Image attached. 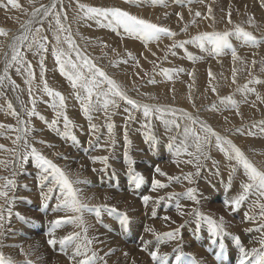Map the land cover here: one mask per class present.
<instances>
[{
	"label": "snow or ice",
	"instance_id": "1",
	"mask_svg": "<svg viewBox=\"0 0 264 264\" xmlns=\"http://www.w3.org/2000/svg\"><path fill=\"white\" fill-rule=\"evenodd\" d=\"M33 0H29L31 4ZM149 4L152 6L161 5L163 6L165 0H148ZM200 4H205L206 0H196ZM125 3L133 6H140L137 4V0H125ZM191 4L192 0H188ZM4 6H11L13 9H22V4L18 0H7V4ZM187 6V5H185ZM260 7L264 8V0H260ZM78 12L81 14V19L96 20L97 22L103 21L100 26L107 27L115 31L118 35L123 32L128 37L140 40L144 48L151 53V56L157 57V52L153 51L150 47L151 44H156L157 49L162 51L163 56L157 57V59L149 60L148 62L153 65V72L157 71L162 74L166 79L171 80L173 75H178L183 72V68H163L157 63V60L166 61L169 55H175V49L185 48L189 43L195 44L201 50H206L213 57H219L226 53V50L230 52L231 59L233 61L232 67V84H237V74L239 69L237 68V63L245 66L248 71V76L250 79L243 86L237 85L236 91L247 93H254L255 100L251 102L253 108L256 107L257 102L264 104V96L256 91L255 88L249 87L251 84H261L258 77L254 75V69L257 64L260 65V70L264 72V56L257 60L255 57L259 55L257 52L252 53V59L249 61L241 55H239L236 47L233 46L230 37H235L242 41L243 45H247L252 48H259L264 44V39H257L252 32L245 29L242 24L235 23L233 21L231 11L227 15V24L232 26L231 28H226L223 31L217 30L215 28L216 18L213 15V8L209 4L207 5V13H202L197 10L193 12L192 8H188L189 16L192 19L189 22L183 24L179 29V32L174 31L171 27L164 26L162 24L154 23L149 19L144 18L141 15L134 14L130 10L118 6H93L87 3H80L77 0ZM167 15V13H165ZM175 15L180 21H184V16L182 13L177 12ZM54 18L55 27L53 31V39L55 44L51 46V54L55 58L56 65L58 66L61 76H63L70 84L73 89L75 99L80 104V109L85 118L89 120V131L95 133L97 131V125L91 123L93 119L92 113L97 111H103L106 120H110L111 109L118 108L120 105L118 101L125 102L126 105L131 106L129 109L125 107V112H128L127 120L134 119L132 111H142L145 117L144 127L149 130L148 139L149 142L155 145V136L151 135V121L155 117L161 120L166 128L175 129L179 131V136L172 137L171 142L168 147L172 151V154L176 158L186 157L185 159L173 160V163L190 164L196 171L188 172L183 174V180H186L189 185L194 183V176L199 175L203 161L210 158L209 153L214 146L223 154L224 158L229 162V178L231 180L232 175L237 173L238 169L243 170V178L239 185V191L236 195L229 199L223 201V206L225 210L235 211L239 209L244 203L255 196L252 202L251 210L245 212L244 220L250 221L252 223H257L259 221V226L255 229H246V231H257L260 233L259 239L250 241V243H257L259 247L246 248L243 246L240 237H233L234 243L236 244L239 251V261L238 264H264V167H258L252 160L246 156L245 152L241 150L227 135H221L220 132L216 131L211 124L206 120L200 118L198 115L193 116L190 112L185 109H178L167 105H158L150 103H141L140 101L133 99L129 96L128 90L110 76L103 68L95 63L94 58L87 54L86 50H82L73 37L71 27L65 26L67 21V9L63 5V0H51V3L46 5L40 3L38 7H33L30 13V18L20 25L19 33L9 34L3 28H0V36L8 38V43H0V61L3 62L4 68L3 73L0 74V89L4 88L6 83L12 85V90L18 88L15 81L12 80L9 75V70L15 68L17 74L25 75V84L29 85L28 94L29 102L31 103V109L22 108L21 110L25 113L28 119L21 118L20 112L16 110L11 102H7L8 114L17 118V126L0 124V128L7 129L15 133V138L12 139V148H6L5 145L0 144V150L8 152L11 159H0V167L5 170L11 168L10 175L0 176V237L4 236L5 228V212H7V218L10 220L12 216V206L16 200L14 192L17 188V175L22 171V167L18 169V165L23 162L29 161L31 159L34 167L39 170V180L41 184L47 183L50 185L48 187V193H42V198L46 199L49 194L53 192L54 189H58L59 195L57 197L58 203L53 208V212H64L65 215L62 217H57L55 220L49 222V229L45 233L48 237L47 244L55 248L57 244L60 245V251L64 252L65 249L71 245L75 244L74 251L69 257L70 264H107L106 257L111 254V249L104 252L103 255L100 254L99 249L93 247L94 243H103V241H98L96 237L88 236V226L86 225L84 216L86 213H94L99 219L102 210H108L111 212H116L115 208H109L107 204H91L90 201L94 198L93 196H88L85 194L83 188L79 185H87L89 182L87 180H81L77 175L75 179L72 178V174L67 170V165L64 167L59 166L52 159L45 156L40 150H38L32 142L29 140V136L36 131L31 123L32 117H38L43 119L40 114L36 111V98L34 97V90L32 88L33 80L35 79V74L33 72V65L26 59L25 53L27 51H33L34 55H40V79L43 84L42 91L50 98L49 106L55 111L57 119H53L51 122H47L49 129L56 131L57 135L60 136L66 142H71L73 145L78 144L79 141L75 135L74 128L76 125L68 118L66 114V98L65 96L50 87L47 81L44 79V54L49 51V44L51 41L47 35H44L43 24L49 18ZM202 17L205 20L210 21L208 27L210 31H197L195 35H188L187 39H178L177 37L180 33H189V28L191 24H196L197 20L195 18ZM254 17L249 15L247 23L249 25L254 23ZM33 25H38L33 30ZM49 28L52 29L51 21H49ZM167 39L170 43L165 44L163 48L160 45L163 41ZM67 45L65 49L62 45ZM101 47L109 48L110 45L106 43H101ZM111 51L119 56L115 48ZM107 55V53H105ZM140 56L147 60V56L144 53H140ZM188 59L195 61L197 58L188 54ZM129 60L134 61L133 68L139 69L144 72V76H148V73L144 71L141 66L140 59L134 56L131 52H127V58H121L119 60L112 61L113 65L116 63L127 64ZM135 75L138 78L139 72ZM210 80L214 79L211 71L208 73ZM190 78H193L194 74L192 72L188 73ZM148 83L155 84L157 81L155 79H149ZM191 88V85H189ZM211 90L214 94L218 93L217 86L211 85ZM133 88H136L135 83H133ZM19 99V97H17ZM155 99V97H153ZM220 100L225 103L224 111H233L235 115L241 116L239 104L240 102L235 100L233 96L229 95L226 97H220ZM189 102L195 107L194 102H192V97L189 95ZM248 103L245 96L243 101ZM213 110L216 109V105L211 106ZM63 117V130L58 127V120ZM168 117V118H166ZM226 122L228 117H224ZM264 123V122H262ZM114 124L107 123V129L109 137L114 136L113 129ZM224 131L239 132L241 129L225 128ZM264 132V129H261ZM249 135H254V133L249 132ZM11 139V137H9ZM40 144H47L44 140L35 141ZM112 139V143H114ZM90 145L92 141H89ZM129 142L127 141V132H125V144L127 146ZM47 147H55L53 144H47ZM21 149H23L21 151ZM54 155L61 157L65 160L68 159L67 156L61 153H54ZM127 155V153H126ZM93 163L100 162L107 167V157H90ZM234 162V163H233ZM214 164L218 162L214 161ZM105 169H101L104 171ZM96 171V169H93ZM155 172L160 176H167L165 172L161 170L159 166L155 168ZM129 175L131 177V182L135 184L138 188L144 181V177L129 166ZM169 184L173 181L180 182L181 177L178 176H167ZM169 184L163 183L158 179H152V191L157 189H164L169 186ZM173 196H179L183 199L192 201L194 204L199 205L202 196L199 193V189L196 187H188L183 193H170L168 198ZM105 199H108L105 197ZM153 199L151 196L145 195L142 200L145 204L149 200ZM163 199V197L158 198ZM176 209L179 215L184 216L193 215L198 221V228L200 227V222L206 224L209 234L212 237L222 238L229 235L227 228L228 225L225 221L224 216H219L218 218L213 215H208L200 211L199 207L192 208L189 212L185 213V205L181 204L179 201L176 203ZM18 218L20 214H16ZM121 224L127 227L129 221L126 214H120ZM164 220H170L169 216H164ZM174 222V221H173ZM68 224H73L80 231H73L67 235L57 239L55 233L56 230L66 226ZM181 227L166 232V233H156L153 228L145 227V232H150L157 237V240H178L180 239ZM145 245L147 241H142ZM2 247V245H0ZM13 248L19 249V255L22 256L23 260H16L12 255H5L3 251H0V264H35V261L31 259L38 250L39 245H29L27 250L21 244L11 245ZM221 250L223 249V241L220 240ZM143 250V249H142ZM176 254L175 259L177 261L181 260V257L185 255L179 244L173 249ZM125 256L128 253H124ZM149 255L154 262V264H170L168 259V253H161L158 250H152ZM42 259V257L37 256V260ZM193 264H198L194 257H192Z\"/></svg>",
	"mask_w": 264,
	"mask_h": 264
},
{
	"label": "rangeland",
	"instance_id": "2",
	"mask_svg": "<svg viewBox=\"0 0 264 264\" xmlns=\"http://www.w3.org/2000/svg\"><path fill=\"white\" fill-rule=\"evenodd\" d=\"M122 1L125 4V0H122ZM171 1L174 2L175 0H171ZM186 1L188 3V0H185V2ZM222 1L224 3L226 0H222ZM250 1H253V0H250ZM18 2L22 4V9H13V8H11V6H4L7 4V0H0V28H3L6 31H8L10 35L13 33H17V34L19 33L20 25L30 18V13H31L32 8L34 6L38 7L40 3H44V4L48 5L51 3V0H33V2L31 4L29 3V0H18ZM79 2L80 3H87V4H90L93 6H118V7L125 8L119 0H79ZM168 2H169V0H165V3L163 6L158 4L156 6H152V8L154 10H165L166 4ZM193 4L196 5V7L200 6L198 4V2H196V0H194ZM63 5L67 9V17H68L67 21L65 22V26L71 27L73 37L77 41V43L79 44L80 48L82 50H87L86 51L87 54H89L92 58H94L95 63H97L98 66L103 68L110 76H112L114 79H116L122 85H124L125 88L128 90V94L131 98L136 99V100L140 101L141 103H150V104H158V105L163 104V105H167V106H172L174 108H178L179 106L182 109L186 108L185 110L190 112L193 116L198 115L200 118L206 120L209 124H211L213 126L211 121L209 119H207L206 116L203 115V111H202L203 106H200V105H202V103H200V102L198 103V101H197L199 99L198 97H200V96L195 95V93L197 91V89L195 87L192 89V86H191V88H190V90L192 89L191 91H193L192 93H190V95L192 94L191 97L195 95L194 97H192V102H194L195 107H193L192 103L189 102V98L186 99V101H184V102L178 101L177 100L178 94H176V93H170L167 96H160V94H158V93H156V94L153 93V91H154V90H152L153 87L150 86L151 85L150 83L147 84L150 77L153 76V74H154L153 65L151 63H149L148 61L154 60V59H157V57L163 56L164 53L162 51H160L158 49H153V50H156L157 57H153V56H151V53H148L147 54L148 55L147 60L144 59V57L139 56L141 66L144 69V71H146L148 73V76H144V72H141L138 69L135 71V73L139 72V76L142 77V78H138L135 75V73H133V71H131L133 69L134 61L132 62V65L130 64L131 67L129 68L130 70L128 69L129 72L119 74V72H118L119 67L120 66L126 67L125 63H116L115 65H113L112 61L119 60L121 58H127L126 49L128 50V48L125 47L124 45H122V44H124L123 41H122V44H120L121 46L118 45V48H117V46L115 48L117 53H119V56H117L113 52L110 53L111 50L109 48H103L102 49V47H101V49H102L101 51H98V52L95 51V46L96 47L99 46L100 41L102 40V37H97V36H99V34H103L105 32H106L105 34L109 33L107 27H106L107 29L103 31V27L100 26V24L104 23V22L103 21L97 22L96 20L81 19L80 18L81 14L78 12V8H77V0H63ZM177 5H175V6H177ZM186 5H187V7H191V4H189V3ZM204 6L205 5H203L202 8ZM211 6H213V5L211 4ZM177 8L178 9L181 8L180 9V12H181L184 9V5H182V4L178 5ZM195 10H197V8ZM183 15L186 16L187 14L184 13ZM262 16L259 17V20L254 17L255 18L254 23L251 25H249L247 22L242 24L245 27V29L252 32L253 35L257 37V39H264V26L260 22V18H261V20H264V14ZM191 18L192 17L184 18L185 19L184 22L183 21L179 22V20H178L179 29L183 26L184 23L189 22L191 20ZM231 18H233V21H234L235 19H237V16L232 15ZM220 19H222V23L224 21H226L225 26L228 25L226 17L225 18L221 17ZM196 20H199V21L196 24L190 25L188 34L182 33V35H179L177 38L178 39H187L189 34L195 35L197 31H205V30L210 31L211 30L208 27L210 21L204 20L202 18H197ZM49 21H51L52 29L49 28ZM199 22H200V24H199ZM202 23H205V24L203 25ZM93 24L95 27L92 28L90 32H92V33L94 32V33L93 34L88 33L87 32L88 28L92 27ZM215 25L218 26L217 23ZM37 26L38 25H33V30ZM54 27H55V21H54V18H52V17H50L49 20H46L43 24V28L45 30L43 34L47 35L49 37V40L51 41V43L49 44V51L44 54V79L47 81V83L50 87H52L56 91L61 92L65 96V98H66V109H65V111H66L68 118L76 125V127L74 128V132H75V135L77 136L79 143L73 145L70 141L66 142L60 136L57 135L55 130L49 129L48 124L46 123V121L51 122L53 119H57V117H56V114H55V111L53 110V108H51L49 106L50 98L46 94H44L42 91L43 84H42L41 79H40V72H41L40 59H41V56L40 55H34L33 52L35 50L27 51L25 53V55H26V59L29 62H31V64L33 65V72L35 74V79L33 80L32 88L34 90V97L36 98V101H37L36 111L40 114L41 117H43V119H40L38 117H32L31 118L32 126L34 127V129H36V131L33 132L29 136L30 142H32L33 145L38 150H40L49 159H52L59 166L64 167L65 165H67V170L72 174L73 179H75L76 176L78 175L81 180H87L89 182L87 185L81 184V185H79V187L83 188L84 191L87 187H90V188H87L88 191H85V194L88 196H92L91 190L94 187L95 188L98 187L100 189H105V190L109 191L110 193H113L114 189L112 186H114V188H115L116 185L118 186L119 184L122 187H126V184L129 185L130 175H129V168L128 167L130 165H131L132 169H136V171L134 170V172L140 173V174H142V176L143 175H150L151 181L153 178H155V179H158L161 182L166 183V184H169L167 176H178V177L182 178L183 174H186L188 172L195 173L196 169L190 164H183L182 169H179L181 166L174 167V168H172L174 170V172H172L173 170L168 171L167 167L164 168L165 166L163 165L162 162H165L167 157L171 156L173 154H171L172 151L169 152L170 154L166 153V150L164 147L165 142L163 140H160L161 142L163 141L162 142L163 146H161L160 143H158L159 135H161V137H164L160 133L161 130H159L161 124H164V123L161 120L156 119L155 117H153L152 121H151V124H152L151 135L155 136V145L152 146V148L154 147L153 153L157 152L159 157H154V155L152 156L149 152L150 148L146 149V147H145L143 149H140L139 151L136 150L137 145L138 146L143 145L142 140H144V139H142V138L144 136L148 139L149 130L144 127V124L146 121H145V117L143 116L142 111H132V115H133L134 119L126 121V117L128 116V112H125L124 109H125V107H128L130 109L131 106L126 105L125 102H123V101H118V103L120 105L118 108H114V109L110 110V112L112 113L110 115V120H106L103 111L93 112L92 113L93 119L91 120V123H94L97 125V131L95 133H92L89 131V120L87 118H84L85 116L81 112L80 104L75 99L73 89L71 88L69 82L63 76H61L59 69H58V66L56 65L55 58L51 54V46L53 44H55V40L53 39ZM231 27L232 26L228 25L225 28L217 29V30L223 31L224 29L231 28ZM82 29L85 30V32H82L83 31ZM99 30H100V33H99ZM95 31H98V32H95ZM101 32H103V33H101ZM178 32H179V30H178ZM105 34H103V35H105ZM110 35H111V33H110ZM105 36H107V35H105ZM112 37L116 38L117 36L115 35V37H114V35H113ZM99 39H101V40H99ZM103 40H102V43L105 42L106 44H108L109 42L110 43L111 42H113V43L117 42V44H118V42H119L118 40H120V38H117L116 40L115 39H111V40L103 39ZM106 40H108V41H106ZM135 40L136 39H133V38H130V39L126 38L124 42L133 44V42ZM0 43L7 44L8 38H6L4 36H0ZM110 43H109V45H110ZM168 43H170V41L164 40L162 44L165 45ZM189 44H191V43H189ZM136 45H138V44H136ZM164 45H160V47L163 48ZM62 46L65 49H67L66 44L62 45ZM111 46H112V44L110 45V48H111ZM90 47L93 49H91ZM235 47L239 53L246 46H243L242 42H241L239 45H236ZM263 48H264V44H262L259 48H257L256 52H259V51L261 52ZM142 49L143 50L145 49V48H143V45H142ZM142 49H141L140 53H145V55H146V53L148 51L147 50L143 51ZM183 49L186 50L184 52L185 54L189 53L188 47L185 46V48H183ZM176 50H177V56H176L177 63L180 62L179 64H177V67L180 68L183 66L184 63H182V65H181V61L178 58L179 54H180V50L178 48ZM93 52H94V54H93ZM252 52H254V51H252ZM252 52H251V54H252ZM105 53H109V54L105 55ZM124 54H125V56H123ZM222 57H223V55H222ZM222 57H220L221 59L218 58V60L219 61L222 60ZM213 60H215V59L208 60V54H207L205 56L198 57L197 61L194 64H206L207 68L219 67L213 63ZM222 61L224 64L225 63L224 57H223ZM171 62L172 61L170 60V61H168L167 64L165 63L164 65L165 66L171 65L170 64ZM157 63L160 65H163L162 64L163 61H161V60H157ZM186 64H184L183 67L187 66V68H190V70H189L190 72L192 71V73H193L196 70L195 65H193L191 67L190 64H188V63H186ZM258 65L255 67V69H254L255 71H260L259 70L260 65L259 66ZM208 66H210V67H208ZM3 68H4V64L2 61H0V74L3 73ZM185 68H183L184 71H185ZM189 71H188V73H189ZM259 73L264 75V72H262V71H260ZM121 74L125 75V77L123 79L120 78ZM9 75L11 76L12 80L15 81L16 85H18V88H16L15 90H12V85L6 83L5 87L0 89V124L12 125L13 127H16L17 126V118L8 114L7 102H11L13 104V106L16 108V110L18 112H20L21 118H23V119H28V117L25 115V113L21 109L22 108L31 109L32 105L29 102V94H28L29 85L25 84V82H24L26 79V76L21 75V74H17V72L15 71V68H12L9 70ZM160 75L161 74H159V76ZM178 77L182 78L181 76H178ZM161 78H165V77L162 76ZM161 78L159 77V79H161ZM188 78H190V77L188 76ZM249 78L250 77L248 76L245 78V80H248ZM166 81L168 83L170 80H168V79L164 80L165 84H166ZM239 82L240 81L237 80V84L233 87V89H236L237 85H241ZM133 83H135L136 88H133ZM157 83H158V81H157ZM188 83H190V84L193 83L195 86V84H197V81H194V79H193V80H190ZM213 83L219 84L216 80H214ZM220 84H221V82H220ZM224 88H225V86H224ZM224 88L222 85L217 86L218 91L220 90L219 91L220 93L218 92L217 94H214L212 92V90H206L205 92H203V94L206 92H209V95H204L202 97V99H207V100H204L203 103L207 102L206 103L207 105L210 103H215L216 100L219 98V96L224 97V96H227V95L229 96L230 94L231 95L233 94V92L226 93ZM156 90H158V89H156ZM230 91H231V89H230ZM159 93H162L160 91V89H159ZM157 94H158V96H157ZM17 97H19V99H17ZM153 97H155V99H153ZM173 97H176V98H173ZM241 97L243 98V96H241ZM210 98H211V101H210ZM253 98H255V97H253ZM195 99H197V100H195ZM193 100H195L198 104ZM176 106H178V107H176ZM250 106H251V104H250ZM263 106H264V104H261L260 109L258 108V110H257V108H256L253 111L250 110L249 111L250 115L247 113V116H245L246 115V113H245V115H242V118H241V116L240 117L238 116L240 119L237 120V118H238L237 117L235 122H231V121L235 120L234 116H232L231 118L228 117V121H230V122L225 121L224 127H223V135H227L228 138L233 141L232 133H230L231 131L226 133L224 131L225 128L229 127L228 129H233L235 127H240L239 129L243 130V129L247 128L248 126H250L254 122L258 123L261 120H264V111H263L264 107ZM239 108H240V112H241L242 111L241 109H243L244 106H242V107L239 106ZM262 111H263V113H262ZM228 113L231 114L232 112H230V111L227 112L226 115L229 116L230 114H228ZM252 113L253 114L255 113V114L253 115ZM233 114H235V112H233ZM79 116H82V117H79ZM257 118H258V120H257ZM109 122L113 123L115 126L113 129L114 136L112 138L109 137V133H108V129H107V123H109ZM230 123H235V124H230ZM58 127L61 130H63V117L59 118ZM213 128L216 129L215 126H213ZM125 132H127V141L129 142L127 144V146L125 144ZM168 132L171 133L172 136L180 134L179 131H177L175 129H169ZM243 136H244V134H242V135L240 134V139L243 138ZM9 137H11V139ZM14 138H15V133H13L7 129L0 128V144L5 145L6 148H12L13 145H12L11 141ZM112 139H114V141H115L114 143H112ZM38 140H44L47 142V144H53V145H55V147L49 148V147H47V144L36 143L35 141H38ZM90 140L92 141L91 145L89 143ZM238 140H239V137H238ZM121 143L124 144L122 147V152H118L117 150L120 149ZM123 148H124V151H123ZM22 150L23 149H21V151ZM252 150H255V149H252ZM99 151H100V153H98ZM54 153H61L65 156H67L68 159L65 160L61 157L54 155ZM126 153L128 156L125 155ZM251 153H252V151H251ZM211 154H213L212 151H211ZM91 156L92 157L93 156L107 157L108 160H107L106 169H105V165L103 163H100V162L93 163L91 161V159H88ZM124 156L125 157L127 156V157L125 158ZM86 157H88V158H86ZM115 158H118V159H115ZM248 158L250 160H252L254 163L257 162L255 157L249 156ZM0 159H11V156L8 152L0 150ZM205 161L206 160L203 161L199 175L194 176V183L193 184L189 185L186 180H183V178L180 180V182H175V181L171 182L167 188L160 189L159 195H160V197H163L162 200L159 199V200H161L160 202H157L158 197L153 202H149L150 208H152L155 205L154 207H156L157 211L161 210L164 208V207H162L164 204L163 202L168 203V201H166L168 198L167 197L168 194H170V193L179 194V193L185 192L188 187H197V183H199V179L201 181V176L205 174L203 172L204 167H205L204 166ZM147 162L150 163V165H148ZM91 163H93V164H91ZM157 166H159L160 168L162 166L161 170L163 172H165L167 174V176H160L158 173H156L154 168H156ZM257 166L261 167L258 164H257ZM20 167H22V171L16 177L17 188L14 192V195L16 196V200L12 206V216H11V219L9 220L7 218V212H5L6 220L4 222L5 223L4 236L0 237V242H1L0 245H2V247H0V251H3V252L5 251L6 253L4 252V254L8 255V253H9V255H12V256L14 255L13 252L16 253L13 257L18 261L23 260L24 258L19 255V249L13 248V247H11V245L21 244L25 248L29 245H39L40 246L42 244V241H44V243L47 244L48 237L45 235V233L48 231L49 226H50V225H48V223L52 220H55L57 217H62L65 215L64 212H53V208L58 203V199H57V197L59 195L58 189H54L53 192L51 194H49L46 199L42 198V193H48V187L50 185H48L47 183L41 184L39 178L37 177V176H39V170L34 167V164L32 163L31 159H29V161H27V162L21 161V163L18 165V169ZM93 169H96V171H93ZM101 169H105V170L101 171ZM143 170H145V171H143ZM10 172H11V168L5 170L3 167H0V176H8V175H10ZM143 177H145V176H143ZM212 177L215 178V176H212ZM207 180H209V179H207ZM145 182H146L145 185L148 187L149 181L146 180ZM0 183H2V181H0ZM181 183H183V184L181 185ZM150 186H152V182H151ZM134 187L136 188L135 184H134ZM207 188L209 189V191L206 194H208L209 198H207L205 201L208 202V204H210L211 206H213V204H215V203L218 205V203L220 201L219 199L222 197L221 192L217 189L216 186L214 187L213 185L208 186ZM134 191L135 190H132L131 192H132V195L135 199H133V201L130 203L133 206L137 207V214H136L137 217L133 216L132 213L128 210L127 203L119 205L118 204L119 200H117L118 202H116V200L111 201V199L109 197H107L108 199H105V197H104V199L102 201L100 200L97 203H91V204H94V205L107 204L109 206V208H115L116 212H111L108 210H102L101 216L99 219L96 217V215L94 213H86L84 216L86 225L88 226V236L90 238L96 237L98 239V241H111V243L108 244L107 248H109L111 244H117V245L119 244L121 246V247L109 248L112 250L111 255L114 258L117 257V254L124 253L125 249H127L128 247H132L135 249L134 252H135L136 256L132 257L133 254H129L127 256L128 258L122 256L124 258V261L121 264H144V262H145V264H151V263L154 264V262L152 261L150 255H149V252L152 250H158L161 253H168V259L170 261V264H185V263L186 264H193L192 257L195 258V260L198 262V264H228V263L231 264V262H233L232 264H238V262H234V260L235 259L237 260L238 257L231 258L232 255L229 252V249L231 247L236 246V244L234 243L233 237L239 236L241 242H243L242 243L243 246L246 248L250 249L251 247H259L258 242L255 244L248 242L253 236H255V235L260 236V233L255 231V230L250 231V232L246 231V229H253V227H251V228L247 227V226H250L251 223L248 225H247V223H243V224L239 225L237 227L238 230L233 229V227L229 225L230 220L235 221V223H237V220H240V214H238V213L232 214L231 212L226 213V216H224V218L226 219V223L228 225L227 231H228L229 235L224 236L222 238L217 239L216 237H212V236L210 238L208 228L206 226L202 225V222H200V227L198 228V221H197L196 217L193 215L185 214L184 218H183L184 219V225L187 223V221L189 223L186 226V229L181 228V231H182V232H180L181 237H180V239L177 240L180 242L174 243L175 247H173L174 244H171V241H174V240H170V241H166L163 239L157 240V237L155 235H153L150 232L144 231L146 226L153 228L156 231V233H166V232H170L174 229L166 228V229L160 230V229L154 227V225L157 223L156 220L159 219L163 215V212L160 211V216H159L158 215L159 212L157 214H154L152 211H148L149 209L147 208V206L144 205V202L142 200L143 195L141 193H137L136 195H134L133 194ZM146 192H148V193L152 192V187H149ZM120 193L122 194L123 190ZM140 195H142V196H140ZM173 198H174V196L172 198H170L171 201L173 200ZM176 200L179 201L181 204H184V203L187 204L185 207V210H187V211L185 213L189 212L192 208L199 207V205H201V204L196 205L192 201H189V200H188L189 202H187L186 199L183 200V198H181L179 196L176 197ZM136 201L138 202V204L136 203ZM156 202H157V204H155ZM248 202H249V200L246 203H248ZM0 203H2V201H0ZM111 203H112V205H111ZM246 203H244V204H246ZM175 205L176 204L171 205L173 208H170L167 211L172 212L173 210H175L176 209ZM243 205L239 208V210H241ZM200 211L205 213V214H208V215H213L216 218H218L220 216V214L217 211L216 212L211 211L209 209V207H205L204 209H200ZM164 212H166V211L164 210ZM17 213H19L20 217H23V219L18 218L16 215ZM120 214H126L127 217L129 214L131 218L128 217V221L132 220L133 222H135V224L137 226H134L133 228H130L129 225H127V227L122 226ZM129 223L132 224V222H129ZM180 226H181V224H180ZM258 226H259V224L257 225V227ZM73 231H80V229L77 228L73 224H68L66 226H63V227L57 229L55 235H56L57 239H59V238L65 236L68 233L73 232ZM221 239H222V241H233V243H231V244H230V242H227V244L223 243L224 247L222 250H221V247L217 246V245H213V247H212V244L214 243V241H220ZM142 241H147L148 243L145 245L144 243H142ZM207 241H211V247L205 245V248L208 251L206 253L204 252L206 254L205 256H203V254L199 255V254L193 253V251L196 249L205 250L203 248V245L201 244V242H207ZM157 243H158V245H157ZM181 243H183V244H181ZM177 244L180 245L182 251L185 253V255L183 257H181V260H179V261H177L175 259L176 254L173 252V249L176 248ZM4 246H6V247H4ZM93 247L95 249H100L99 251H100L101 255H103L104 252L109 251L108 249L104 250L103 247L101 245H99L98 243H94ZM74 248H75V244L73 243V244L69 245L65 249L64 252H61L59 244H57L55 248L49 247L47 244V249L49 250L48 252L50 254L53 253L54 255L57 256L56 261L52 262L51 264H70L69 257L72 255ZM121 248H122V250H121ZM184 249H185V251H184ZM130 250H133V249H130ZM11 251H13V252H11ZM46 252L47 251H45L43 254H40V255L46 258V256H47ZM40 255H37V256H40ZM132 258H135L134 261L132 260ZM220 259H221V261H220ZM32 260L35 261V264H45L39 260H35V259H32ZM106 260H107V264H116L115 262L108 261L110 259H108L107 257H106ZM144 260H146V261H144ZM130 261H131V263H130Z\"/></svg>",
	"mask_w": 264,
	"mask_h": 264
},
{
	"label": "bare ground",
	"instance_id": "3",
	"mask_svg": "<svg viewBox=\"0 0 264 264\" xmlns=\"http://www.w3.org/2000/svg\"><path fill=\"white\" fill-rule=\"evenodd\" d=\"M122 5L126 8V10H130L131 12H133L134 14H138V15H141L143 16L144 18L146 19H149L151 20L152 22L154 23H158V24H162L164 26H168V27H171L174 31H177L179 30V25H178V20L179 18L175 15V13L177 12H180V9L182 8H177L178 5H184V9L180 12L182 14L186 13L187 15L184 16V18H187V17H190L189 16V13H188V8L187 6H185L187 3V1L185 2V0H175L174 2H172L171 0H169V2L166 4V7H165V10H154L152 8V5L149 4L148 0H137V4L140 5V6H133V5H129L127 3L124 4V2L122 0H119ZM194 0H192V3H191V8L193 10V12L199 10L201 11L202 13H206L207 12V5H213L212 8H213V15L215 16L216 18V23L218 24L215 25V28L216 29H222V28H225V24H226V21H224L222 23V19H220L221 17H226L227 19V15H228V12L231 11V14L234 15V16H237V19L234 20L235 23H239V24H244L247 22L248 20V16L251 15L253 17H255L256 19L259 20V17L262 16L264 14V8H261L260 7V0H253V1H250V0H226L224 3L222 0H206V3L205 4H200L198 3L200 6L199 7H196V5L193 4ZM186 3V4H185ZM178 4V5H177ZM177 5V6H175ZM205 5L203 8L202 6ZM197 8V10H195ZM221 11V12H220ZM165 13H167V15H165ZM263 17V16H262ZM202 18V17H200ZM192 19V18H191ZM197 19V18H195ZM203 19V18H202ZM225 19V20H226ZM233 19V18H232ZM185 20V19H184ZM205 20V19H204ZM188 21V20H187ZM199 20H197L198 22ZM201 21V20H200ZM208 21V20H207ZM264 20H261L260 18V22L263 24L264 26ZM180 22V20H179ZM184 22V21H183ZM204 22V21H203ZM90 24V23H89ZM200 24V22H199ZM203 25L205 23H202ZM225 26V27H224ZM94 24L92 25V27H89L88 28V33H92L90 32L92 28H94ZM86 28V27H85ZM107 28L106 27H103V31L106 30ZM83 30V29H82ZM108 31H109V35L108 34H105L103 32V34L107 35H103V34H99V36L97 37H102V40L103 39H108V40H111V39H117V38H120V40H118V44L117 42L113 43V42H109L110 45L112 44L111 48L109 47V49L111 50L112 48H118V45L122 44V41L124 44L125 47L128 48V50L126 49V54L127 52H131L134 56H137L139 58L140 56V51L142 49V42L140 40H135L133 42V44H130V43H126L124 42L126 38H131V37H128L126 34H124L123 32H121L119 35L108 28ZM82 32H85V30H83ZM95 32H98V31H95ZM94 33V32H93ZM92 33V34H93ZM99 33H100V30H99ZM111 33V35H110ZM115 35L117 36L116 38H113L112 36ZM180 35H182V33H180ZM95 36V35H94ZM94 38V37H93ZM231 39V42L233 43V46L235 47L236 45H239L242 41L241 40H238L236 39L234 36L233 37H230ZM101 40V39H99ZM102 40L100 41V44L99 46H95V51H101V43H102ZM106 40V41H108ZM167 41V39H165ZM7 41V40H6ZM104 41V40H103ZM105 43V42H104ZM108 43V45H109ZM138 45H136V44ZM161 45H164V44H161ZM243 45V44H242ZM121 46V45H120ZM243 46H246L242 51L239 52V55L241 54V57L247 59V60H251L252 59V54L251 52L254 51L256 52V49L257 48H252V47H249L247 45H243ZM150 47L153 49H157V46L156 44H151ZM186 47H188V51L189 53H184L186 50H184L183 48H178L180 50V54H179V60L181 61V65L182 63L186 64H190V66L192 67L193 65L196 66V70L193 72L194 76L193 78H188V71L190 70V68H187V66L183 67H180V68H185V71L183 72H180L178 75H173V78L167 83L166 81V84L164 83V80H167L165 78H161L163 75L161 74L159 76V72L157 71L156 73L153 74V76L150 77V79H155L156 81H158V83H155V84H152L150 83L151 87H153L152 90L154 94L158 93L160 94V96H167L168 94L170 93H176L178 94L177 95V100L180 101V102H184L186 101V99L189 98V95L190 93H192L193 91H191L194 87L197 89L195 95L197 96H200L198 97L199 99H195L198 101V103H202V105L200 106H203V115L207 117V119H209L211 121V123L213 124V126H215V130L218 131V132H222L221 135H223V127H224V123H225V120H224V117H232L234 116L235 117V120L234 121H231V122H235L236 121V118L238 117L237 115L233 114L234 110L233 111H230L232 112L229 116L226 115L228 111H224L223 109L225 108V103H223L221 100H220V97H223V96H219V98L216 100L215 103H210V104H206L207 102H204V100H207V99H202V97L204 95H209V92H206L203 94V92H205L206 90H211V87H210V84L211 85H215V86H225V92L226 93H231L233 92V94L231 96H233V98L237 101L240 102L239 106H244L243 109H241V114L242 115H246L247 116V113L249 114V111H253L257 108L260 109V105L261 103L257 102V105L255 108H253L252 106H250L251 102L253 100H255V94L254 93H247L245 94L244 92H239V91H236V89H233V87L236 85V84H232L231 83V79H232V67H233V61L231 59V54L230 52H228L226 50V53L223 55L224 57V64H223V57L222 55L219 56V57H213L212 55L209 54L208 51L206 50H201L199 47H197L195 44H188L186 45ZM91 48V47H90ZM144 48V46H143ZM93 49V48H91ZM143 50V49H142ZM146 50V49H144ZM143 50V51H144ZM87 51V50H86ZM153 51H156V50H153ZM264 48L262 49V51L260 52H257L259 53V55H257L255 58L257 60L260 59V57L264 56ZM250 54H249V53ZM110 53H112V51H110ZM148 53L150 52H147L145 56H147V59H148ZM175 55H169L167 60L166 61H163V65H161V67L163 68H178L177 67V59H176V56H177V50L175 49ZM184 53V54H183ZM253 53V52H252ZM94 54V52H93ZM109 54V53H107ZM145 54V53H144ZM188 54H191L192 56L196 57L198 59V57H202V56H205L208 54V60H212V59H215L213 60V63L216 65V66H219V67H211V68H207L206 64H194L197 59L195 61L193 60H190L188 59ZM125 56V54L123 55ZM110 57V56H109ZM222 57V60H218V58ZM221 59V58H220ZM99 60V59H98ZM172 61L170 64L171 65H164L165 63L167 64L168 61ZM145 61V60H144ZM207 61V60H206ZM51 62V61H50ZM102 62V61H101ZM132 62L131 60H129V62L127 64H125L126 67L124 66H120L119 67V74L120 73H127L129 72L128 69L131 67L132 65ZM208 62V61H207ZM212 62V61H211ZM111 63V62H110ZM143 63V62H142ZM212 63V64H213ZM131 64V65H130ZM223 64V65H222ZM98 65V64H97ZM119 65V64H118ZM187 65V64H186ZM208 65V64H207ZM214 65V66H215ZM258 65V64H257ZM256 65V66H257ZM237 68L239 69L238 71V74H237V80H239L240 82V86H243L245 83H247L248 80H245L246 77H248V71L245 69V66L242 65V64H239L237 63ZM259 66V65H258ZM210 67V66H208ZM258 69V68H257ZM108 70V69H107ZM130 70V69H129ZM138 70V69H132L131 71H133V73H135V71ZM192 70V69H191ZM260 70V68H259ZM130 71V72H131ZM209 71L212 72L213 74V77L214 79H211L209 78ZM261 71V70H260ZM260 71H255L254 70V75L256 77H258L261 81L264 80V75L260 74L259 72ZM190 72V71H189ZM192 72V71H191ZM132 73V74H133ZM127 75V74H126ZM121 77L120 78H124L125 75L124 74H121L120 75ZM178 76H181L182 78H179ZM119 77V76H118ZM128 77V76H127ZM159 77L161 79H159ZM164 77V76H163ZM189 80H188V79ZM128 79V78H127ZM194 81H197V84H190L188 83L190 80H193ZM216 80L219 84L217 83H213V81ZM242 80V81H241ZM149 81V80H148ZM175 81V82H174ZM172 82V83H171ZM174 82V83H173ZM221 82V84H220ZM149 84V83H147ZM189 85L192 86V89L190 90V87ZM249 87L251 88H255L256 91L258 93H260L262 96H264V83H261V84H251L249 85ZM158 89V90H156ZM159 89L162 93H159ZM231 89V91H230ZM220 91V90H219ZM218 91V92H219ZM195 92V91H194ZM224 92V93H225ZM235 92V93H234ZM220 93V92H219ZM157 94V96H158ZM203 94V95H202ZM192 95V94H191ZM194 95V96H195ZM192 96V97H194ZM228 96V95H227ZM243 96V98L241 97ZM245 96L248 100V103H244V99H245ZM226 97V96H224ZM173 98H176V97H173ZM215 99V98H214ZM175 100V99H174ZM193 100V101H195ZM210 101H211V98H210ZM213 101V100H212ZM196 102V101H195ZM197 103V102H196ZM197 103V104H198ZM206 104V105H205ZM163 105V104H162ZM212 105H216V109L213 110L212 109ZM178 107V106H176ZM264 107V106H263ZM179 109L181 108L180 106L178 107ZM184 109V108H183ZM186 109V108H185ZM187 111V110H186ZM264 111V110H263ZM262 111V113H263ZM256 112V111H255ZM253 114V113H252ZM255 114V113H254ZM253 114V115H254ZM250 115V114H249ZM260 116V115H259ZM79 117H82V116H79ZM240 117V116H239ZM237 118L240 119V118ZM251 117V116H250ZM85 118V117H84ZM168 118V117H166ZM263 119V118H262ZM233 120V119H232ZM258 120V118H257ZM138 121V120H137ZM264 120H261L260 122H254L252 123L250 126H248L247 128L239 131V132H235V131H231L230 133H232V137H233V142H235V144L241 148L242 151L245 152L246 156H250V157H255L256 158V165L258 164L259 166L261 167H264V132L261 131V129H264ZM161 123V122H160ZM230 124H235V123H230ZM228 125V124H227ZM227 127V126H226ZM246 127V126H245ZM229 128V127H228ZM235 128H240V127H235ZM159 130H161V134L164 136V137H161V135H159V138H158V143H160L161 146L162 145V142L164 141L165 145V150H166V153L167 154H170L169 152L171 151L169 148H168V144L169 142H171V138L172 137H176V136H179V134L175 135V136H172L171 133L168 132L169 128H166L164 124H161ZM249 132H252L254 133V135H249L248 133ZM229 134V133H228ZM240 134H244L243 138L240 139ZM135 135V134H134ZM134 137V136H133ZM231 137V136H230ZM238 137H239V140H238ZM242 137V136H241ZM163 138V139H162ZM142 139V146H136V150H140V149H143L146 147L147 148H150L149 152L150 154L154 157H159L158 153L155 152L153 153V148H152V144L149 143V142H146L147 141V138L144 136ZM160 140H163L162 142ZM240 141V142H239ZM133 142V141H132ZM103 143V142H102ZM135 144V143H134ZM124 144H120V149L117 150L118 152H122V147H123ZM125 147V146H124ZM253 147V148H252ZM252 149H255V150H252ZM128 150V149H127ZM116 151V152H117ZM123 151H124V148H123ZM211 151L213 154H211ZM210 153H209V156L210 158L207 159L205 161V164H204V170L203 172L205 173L204 175L201 176V181L199 179V183H197V187L199 189V193L200 195L202 196V199H201V202L199 205V208L200 209H204L205 207H209V209L211 211H214V212H218L220 214V216H226V213H229L231 212L232 214L233 213H238L240 214V220H237V223H235V221L233 220H230L229 221V225L233 227V229H237V227L243 223H247L250 224V226H247L249 228L253 227V229H255L257 227V225L259 224V221H257V223H252L250 221H245L244 220V214H245V211L246 212H249L251 210V206H252V202L253 200L255 199V196H253L251 199H249V202L244 204L243 207L241 208V210L237 209L235 211H231V210H225L224 209V206H223V201L225 199H229L231 198L232 196L236 195V193L239 191V185L241 183V180L243 178V170L242 169H238L237 173H234L232 175V178L230 180L229 178V162L224 158L223 154L219 152L218 149L215 148L214 146V142H213V147L211 149ZM252 151V153H251ZM254 151V152H253ZM100 153V151L98 152ZM256 153V154H255ZM172 154V153H171ZM94 155V154H93ZM126 155V154H125ZM119 156V155H118ZM117 156V157H118ZM128 156V155H127ZM126 156V157H127ZM136 156V155H135ZM92 157V156H91ZM125 157V156H124ZM125 157V158H126ZM130 157V156H129ZM88 158V157H86ZM186 157H181V158H176L174 157L173 155L171 156H168L167 159L165 160V162H162L164 168L167 167L168 171H172L174 167H177V163H173V160L174 159H177L178 161L180 159H185ZM85 159V158H84ZM90 159V157L88 158ZM115 159H118V158H115ZM122 159V158H121ZM123 160V159H122ZM255 160V159H254ZM92 161V160H91ZM124 161V160H123ZM216 161L218 162V164H214L213 162ZM148 163V162H147ZM234 163V162H233ZM93 164V163H91ZM120 164V163H119ZM183 164L184 163H179V166H181L179 169H182L183 168ZM127 165V164H126ZM148 165H150V163H148ZM89 166V165H88ZM87 167V166H86ZM146 167V166H145ZM94 168V167H93ZM129 168V167H128ZM162 168V166H161ZM163 168V169H164ZM136 171V169H133ZM155 170V168H154ZM145 171V170H143ZM174 172V170L172 171ZM152 173V172H151ZM142 175V174H141ZM145 176L144 177V181L143 183L137 188L134 187V183L131 182V177L129 178L130 179V183L129 185L126 184V187H122L120 186V184L114 188V192L113 193H110L109 191L105 190V189H100V188H92L91 190V195L94 197L90 203H97L98 201H102L104 199V197H109L111 199V201H114L116 200V202H118L117 200H119L118 204L119 205H122V204H125L127 203L128 205V210L132 213L133 216H136L137 214V207L133 206L130 202L133 201V199H135L132 195V190H135L133 192L134 195H136L137 193H141L143 196L145 195H148V196H151L153 199L149 200L147 204L144 203L145 206H147V208L149 209L148 211H152L154 214H157L159 212V216H160V211L163 212V215L157 219V223L154 225V227L158 228V229H166V228H170V229H176L177 227H180V224L183 226L181 227L182 229H186V226L188 225V221L187 223L184 225V216H181L178 214L177 212V209L173 210L172 212H168L167 210H169L170 208H173L171 205H174L177 203V200H176V197L177 196H174L173 200L171 201V199H168L166 201L167 202H163V206L164 207L163 209L161 210H156V207H152L150 208L149 206V202H153L157 197L158 198H161L159 193H160V189H157L156 191H152L150 193L146 192L148 190L149 187H152L150 186L151 184V179H150V175H143ZM212 176H215V178H213ZM38 177V176H37ZM127 177V176H126ZM207 177V178H206ZM213 178V179H212ZM182 179V178H181ZM209 179V180H207ZM146 180L149 181V186L147 187L145 184H146ZM117 182V181H116ZM102 183V182H101ZM124 183V182H123ZM209 185H208V184ZM183 183H181L182 185ZM123 185V184H122ZM216 186L217 189L221 192L222 194V197L219 199V203L218 205L215 203L213 204V206H211L210 204H208V202H206L205 200L207 198H209L208 194H206L209 189L207 188L208 186ZM180 186V185H179ZM178 186V187H179ZM181 187V186H180ZM87 188H90V187H87ZM85 189V191H88V189ZM135 188V189H134ZM109 189V188H108ZM211 189V188H210ZM213 189V188H212ZM123 190V193L121 194L120 192ZM163 191V190H162ZM112 192V191H111ZM203 194V195H202ZM140 195V196H142ZM138 196V195H137ZM142 196V197H143ZM168 197V196H167ZM179 199V198H178ZM162 200V199H161ZM161 200H158L157 202H160ZM185 200V199H183ZM109 201V200H108ZM140 202V201H139ZM142 202V201H141ZM157 202L155 204H157ZM187 202H189L187 200ZM115 203V202H114ZM136 203L138 204V202L136 201ZM112 205V203H111ZM140 205V204H139ZM183 205H185L186 207V203H184ZM120 207V206H119ZM164 210L166 212H164ZM184 211L186 212L187 210H185L184 208ZM27 214V213H26ZM139 214V213H138ZM36 215V214H35ZM30 216V215H29ZM49 216V215H48ZM164 216H169L171 219L170 220H164L163 217ZM46 217V216H45ZM128 217H130V215L128 214ZM137 217V216H136ZM36 218V217H35ZM50 218V217H49ZM131 218V217H130ZM154 219V218H153ZM97 221V220H96ZM174 221V222H173ZM226 221V219H225ZM129 222H132V224L128 223L129 227L130 228H133L134 226H137L135 224V222H133L132 220L129 221ZM88 224V223H87ZM49 225V223H48ZM202 225L206 226V224L202 223ZM207 227V226H206ZM94 228V227H93ZM17 230V229H16ZM104 230V229H103ZM124 230V229H123ZM238 230V229H237ZM12 231V230H11ZM209 231V230H208ZM110 232V231H109ZM124 232V231H123ZM156 232V231H155ZM182 232V231H180ZM95 234V233H94ZM111 234V233H110ZM126 234V233H125ZM248 234V233H247ZM181 237V236H180ZM29 238V237H28ZM211 238V236H210ZM218 239V237H216ZM246 238V237H245ZM249 238V237H248ZM118 239V238H117ZM124 239V238H123ZM258 240L259 239V236L258 235H255L253 236L248 242L250 241H253V240ZM208 240V239H207ZM244 240V239H243ZM20 241V240H19ZM31 241V240H30ZM35 241V240H34ZM204 241V240H203ZM119 242V241H118ZM121 242V241H120ZM177 242H180V241H177V240H174V241H171V244H174V243H177ZM208 242V243H207ZM207 242H201V244L203 245V249H196L193 251L194 254H199V255H202L205 256L207 249L205 248V245L211 247V241H207ZM227 242H230L233 243V241H223V243L227 244ZM1 243V242H0ZM98 243V242H97ZM111 241H103V243H98L99 245H101L103 247L104 250L108 249L109 248H114V247H121L119 244H111L109 248L108 247V244H110ZM243 243V242H242ZM3 244V243H2ZM5 244V243H4ZM183 244V243H181ZM255 244V243H254ZM158 245V243H157ZM213 245H217V246H220V241H214V243L212 244V247ZM49 246V245H48ZM96 246V245H95ZM6 247V246H4ZM50 247V246H49ZM98 247V246H97ZM173 247H175V244L173 245ZM28 246L25 247V249L27 250ZM126 248V247H125ZM133 249V250H130V249ZM139 248V247H138ZM144 248V247H143ZM252 248V247H251ZM5 249V248H4ZM119 249V248H118ZM188 249V248H187ZM209 249V248H208ZM3 250V249H2ZM100 250V249H99ZM122 250V248H121ZM134 248L132 247H128L127 249H125L124 253H128L129 254H133L132 257H135L136 254L134 252ZM213 250V249H212ZM10 251V250H9ZM45 251H47V256L46 258L41 256L40 254H43ZM49 250L47 249V244L44 243V241H42V244L38 247V250L36 251L35 255L31 257V259H35L37 260V255H40V257H42V259H40L39 261H42V263H45V264H51L52 262H55L56 259H57V256L54 255L53 253H49L48 252ZM137 251V250H136ZM185 251V249H184ZM5 252V251H4ZM13 252V251H11ZM205 252V253H204ZM229 252L231 253V258H236L238 257V259L234 260V262H238L239 261V251L237 249L236 246H233L229 249ZM6 253V252H5ZM121 253V252H120ZM124 253L122 254H117V257L114 258L111 254L107 257L108 261H112V262H115L116 264H121L123 261H124V257H127L124 255ZM11 254V253H10ZM13 254L15 255L16 253L13 252ZM6 255V254H5ZM9 255V253H8ZM13 255V256H14ZM192 255V254H191ZM195 256V255H194ZM139 257V256H138ZM128 258V257H127ZM130 258V257H129ZM135 258H132V260L134 261ZM137 259V258H136ZM148 259V258H147ZM139 260V259H138ZM141 260V259H140ZM137 261V260H136ZM135 261V262H136ZM146 261V260H144ZM185 261V260H184ZM221 261V259H220ZM111 262V263H112ZM139 262V261H138ZM187 262V261H186ZM208 262V261H207ZM109 263V262H108ZM131 263V261H130ZM134 263V262H133ZM228 263V262H227ZM233 262H231L232 264ZM145 264V262H144ZM152 264V263H151ZM186 264V263H185ZM229 264V263H228Z\"/></svg>",
	"mask_w": 264,
	"mask_h": 264
}]
</instances>
